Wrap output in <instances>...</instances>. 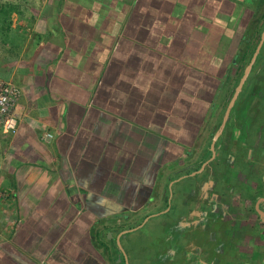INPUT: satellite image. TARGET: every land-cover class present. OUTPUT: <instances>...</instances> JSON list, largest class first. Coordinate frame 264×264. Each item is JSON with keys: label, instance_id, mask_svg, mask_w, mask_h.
<instances>
[{"label": "crops", "instance_id": "0c3cea01", "mask_svg": "<svg viewBox=\"0 0 264 264\" xmlns=\"http://www.w3.org/2000/svg\"><path fill=\"white\" fill-rule=\"evenodd\" d=\"M230 1L44 0L13 13L0 80L22 95L17 132L0 129V264H113L114 237L166 205L235 81ZM248 247L238 263L264 264Z\"/></svg>", "mask_w": 264, "mask_h": 264}, {"label": "flooded vegetation", "instance_id": "af4514ba", "mask_svg": "<svg viewBox=\"0 0 264 264\" xmlns=\"http://www.w3.org/2000/svg\"><path fill=\"white\" fill-rule=\"evenodd\" d=\"M255 1L246 4L238 20L235 81L231 86L225 82L216 106L210 108L205 125L211 131L202 139L205 143L200 154L196 149L189 154L190 170L181 182L177 178L174 189L168 187L165 207L149 216L168 214L173 235L170 241L176 246L173 250L184 249V257L191 259L192 255L193 264H239L236 257L224 260V254L228 253L225 248L236 252L241 246L252 249L254 261H264V0ZM185 180L189 187L184 186ZM184 207L186 213H182ZM142 221L129 228L140 226ZM207 230L210 235L205 246L210 253L198 245L199 233ZM131 233L121 237L122 243H127ZM115 239L112 263L126 264Z\"/></svg>", "mask_w": 264, "mask_h": 264}, {"label": "rangeland", "instance_id": "374dc122", "mask_svg": "<svg viewBox=\"0 0 264 264\" xmlns=\"http://www.w3.org/2000/svg\"><path fill=\"white\" fill-rule=\"evenodd\" d=\"M44 0H0V6L5 3H10L16 5L21 14L25 12L22 19L27 15L28 8L34 11L37 6H39ZM230 1V0H228ZM232 6L234 7L235 18L239 19V17L243 13V5H252L251 2L257 3L255 0H232L230 1ZM238 23V21H236ZM221 24V23H220ZM239 24L240 21H239ZM2 30L0 28V34H2ZM4 34V33H3ZM5 36V35H4ZM188 181V180H187ZM186 180L184 181V186L189 187L190 183ZM191 182V181H190ZM3 192V191H0ZM183 192V190H182ZM182 192L180 195H182ZM5 193V192H4ZM165 207V204H164ZM182 213H186L185 207L182 209ZM168 214L161 215L158 218L150 219L141 229L129 234L127 243L121 241L122 247L126 250V254L128 255L130 261L129 264H193V257L190 255L189 258H185L184 249H180V251L175 249L173 250L174 244L170 241V235H172V224L169 222V218H167ZM139 220L135 222L138 224ZM144 222V221H142ZM176 227L179 226L178 223L175 224ZM180 228V227H179ZM144 230V231H143ZM200 231V230H198ZM96 234L98 236V229L96 230ZM176 234V232H175ZM210 235L209 230L203 231V233H199L198 245L203 247L204 251L206 250V238ZM173 236V235H172ZM125 237V236H124ZM110 239L109 237H107ZM182 247H184L183 243H180ZM131 248V251L129 249ZM208 252L209 248L207 247ZM173 253L171 254V251ZM225 251L228 252L224 254V260L236 257V260L240 259V254L238 252H231L227 248ZM104 252V251H103ZM106 257L108 252H104ZM210 253V252H209ZM199 254V253H196ZM108 257L105 259L107 261Z\"/></svg>", "mask_w": 264, "mask_h": 264}, {"label": "built area", "instance_id": "2783aa9c", "mask_svg": "<svg viewBox=\"0 0 264 264\" xmlns=\"http://www.w3.org/2000/svg\"><path fill=\"white\" fill-rule=\"evenodd\" d=\"M22 91L18 85L11 81L0 80V129L6 133H16L18 128V118L15 109ZM47 137H52L47 134ZM7 195L0 192V204Z\"/></svg>", "mask_w": 264, "mask_h": 264}, {"label": "trees", "instance_id": "16d2710c", "mask_svg": "<svg viewBox=\"0 0 264 264\" xmlns=\"http://www.w3.org/2000/svg\"><path fill=\"white\" fill-rule=\"evenodd\" d=\"M17 11H18V8L14 4L5 3L2 6H0V28L3 32L8 31L11 28L12 15L13 13ZM100 244H103V243L100 242ZM115 248L118 252H120L118 247H115Z\"/></svg>", "mask_w": 264, "mask_h": 264}, {"label": "water", "instance_id": "95a60500", "mask_svg": "<svg viewBox=\"0 0 264 264\" xmlns=\"http://www.w3.org/2000/svg\"><path fill=\"white\" fill-rule=\"evenodd\" d=\"M245 77L243 78L242 81H244ZM167 210H165L164 212H166ZM158 214H156L155 216H157ZM150 219V217H147L144 222L140 225V226H137V227H133V228H130V229H126L124 231H122L120 234H118V236L116 237V243L119 247V249L122 251V253L124 254V257H125V261H126V264H128L127 262V256L125 255V252L123 250V247H122V244H121V237L125 236L127 233H130V232H134L136 231L138 228H141L148 220ZM108 237L109 238H112V234L109 233L108 234Z\"/></svg>", "mask_w": 264, "mask_h": 264}]
</instances>
